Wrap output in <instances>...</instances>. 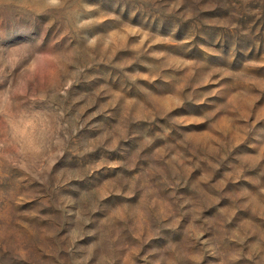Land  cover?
Segmentation results:
<instances>
[{
  "label": "rangeland",
  "instance_id": "rangeland-1",
  "mask_svg": "<svg viewBox=\"0 0 264 264\" xmlns=\"http://www.w3.org/2000/svg\"><path fill=\"white\" fill-rule=\"evenodd\" d=\"M0 264H264V0H0Z\"/></svg>",
  "mask_w": 264,
  "mask_h": 264
}]
</instances>
